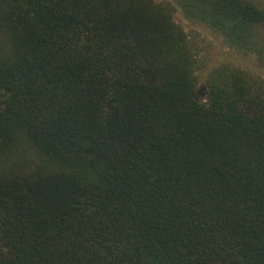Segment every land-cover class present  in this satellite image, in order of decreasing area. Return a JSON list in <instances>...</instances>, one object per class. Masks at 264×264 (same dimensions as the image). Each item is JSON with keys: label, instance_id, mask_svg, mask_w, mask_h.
<instances>
[{"label": "trees", "instance_id": "trees-1", "mask_svg": "<svg viewBox=\"0 0 264 264\" xmlns=\"http://www.w3.org/2000/svg\"><path fill=\"white\" fill-rule=\"evenodd\" d=\"M174 12L264 72L252 0H0V264H264V75Z\"/></svg>", "mask_w": 264, "mask_h": 264}, {"label": "rangeland", "instance_id": "rangeland-1", "mask_svg": "<svg viewBox=\"0 0 264 264\" xmlns=\"http://www.w3.org/2000/svg\"><path fill=\"white\" fill-rule=\"evenodd\" d=\"M158 1V0H157ZM264 6V0H252ZM175 20L185 28L190 41L192 42L198 58V90L197 95L204 97L205 88L203 80L206 74L218 64H230L243 68L253 74H262L264 72L259 68L255 57L250 54H243L229 48L222 37L210 27L192 20L184 19L180 13L174 12ZM17 163H22V159H16Z\"/></svg>", "mask_w": 264, "mask_h": 264}]
</instances>
